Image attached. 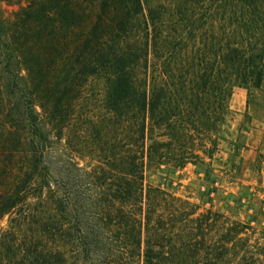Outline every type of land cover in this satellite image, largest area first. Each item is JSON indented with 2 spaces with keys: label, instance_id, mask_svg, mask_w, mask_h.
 Masks as SVG:
<instances>
[{
  "label": "trees",
  "instance_id": "16d2710c",
  "mask_svg": "<svg viewBox=\"0 0 264 264\" xmlns=\"http://www.w3.org/2000/svg\"><path fill=\"white\" fill-rule=\"evenodd\" d=\"M178 1L30 0L16 13L13 57L29 70L13 76L15 112L0 87V117H11L13 162L22 153L25 166L0 180V220L13 213L0 264H264V229L252 240L248 223L145 183L151 164L212 152L235 86L260 87L264 76V0H216L227 6L219 17L182 12ZM216 17L215 48L189 47L194 23ZM10 38L0 20V81L12 76ZM32 52L48 60L40 96L23 91ZM92 78L114 130L111 156L91 170L72 161L64 175L55 155ZM17 232L21 240L8 239Z\"/></svg>",
  "mask_w": 264,
  "mask_h": 264
},
{
  "label": "rangeland",
  "instance_id": "374dc122",
  "mask_svg": "<svg viewBox=\"0 0 264 264\" xmlns=\"http://www.w3.org/2000/svg\"><path fill=\"white\" fill-rule=\"evenodd\" d=\"M214 1L216 0L202 1L204 7L201 8L198 0H190L187 4L186 0H180L176 3V9L179 10L180 8L182 12L186 11L188 14H195V16L198 13L206 15L210 10H215V14L219 17L226 5L225 3L222 4L223 1L218 3H214ZM29 2L30 0H0V20L2 29L11 35L10 47H13V20L15 15ZM218 17L215 21L209 20L204 24L200 21L194 23L191 31H189L188 46L198 47L204 45L213 50L218 40L211 39L210 35L212 33L217 35L220 29ZM21 26L22 28L31 29L34 24L31 21H25ZM14 44L16 45L17 42H14ZM6 52L11 53L7 66L11 70L12 76L0 81L1 98L5 109L13 113L17 106L14 104L13 97V89L16 90L13 87V76L16 72L25 74L29 69L26 65L19 64L13 57L14 47L13 51L6 50ZM28 58L31 74L28 76L29 87L23 91L27 90V94L40 96V89H43L46 80V66L39 65V62L46 63L48 60L45 56L40 57L36 52L29 53ZM18 82L23 85L20 80ZM38 83H40L39 89L35 87ZM101 85L98 78H92L86 90L88 99L82 98V103L77 105L76 110L80 114L77 123L70 130H67L64 135H61L62 142L59 146L63 148L58 153L59 157L58 155L55 156L61 160L63 159L62 171L64 175L67 171H76L72 161L83 169L91 170L92 168L98 169L97 167L105 166L103 161L111 156V140L114 130L108 122L101 120V117H99L104 113V107L98 101L100 96L97 95L99 87H102ZM20 88L18 87V92H20ZM239 89L247 88L235 86L234 91ZM35 99L39 102V99L36 97ZM242 100L246 101L247 108L237 112L235 110L230 111L229 100L225 115V120L227 119L230 127L235 129L234 136L227 137L225 135L224 120L215 131V148L212 152L204 153L203 147L198 146L201 157L194 162H188L184 166H176L171 162L151 164L146 170L145 183L164 188L177 197L191 202L197 207L198 211L218 210L232 218L246 222L252 228L248 231L252 240L256 238L263 240L264 141L261 142L259 148L255 149H250L247 142L252 138V131L259 128L264 118V76L261 86H250ZM89 115L92 118L91 122H88ZM8 126H12L13 129L11 117H0V180L12 177L14 169L23 172L25 166L22 153L18 156V161L13 162V131L7 133L5 130H8L6 129ZM203 142L207 145L211 144L208 140L206 142L205 139ZM20 149L22 150V148ZM85 180V177L83 179L78 178L75 188L83 189L78 184L85 183ZM65 181L62 182L67 186ZM72 182V180L68 182L67 187H73ZM11 218H13V213L6 214L1 218L0 232L1 230H7L9 225L13 226ZM21 238L22 236L18 232L15 235L12 233L8 237L11 240H21ZM12 249L15 252V248ZM8 254L9 256L12 255V253ZM55 264H62V262Z\"/></svg>",
  "mask_w": 264,
  "mask_h": 264
},
{
  "label": "crops",
  "instance_id": "0c3cea01",
  "mask_svg": "<svg viewBox=\"0 0 264 264\" xmlns=\"http://www.w3.org/2000/svg\"><path fill=\"white\" fill-rule=\"evenodd\" d=\"M246 94H247V89H243V90L239 89L237 91L235 90L230 98L229 110L230 111L235 110L237 112L238 110L247 108L246 101L242 100V97H245ZM223 129L227 137H232L235 135V129L230 127L227 119L223 124ZM263 141H264V118L262 119L259 128L255 129V131H252V138L247 142V146H249L250 149L259 148L261 142Z\"/></svg>",
  "mask_w": 264,
  "mask_h": 264
}]
</instances>
